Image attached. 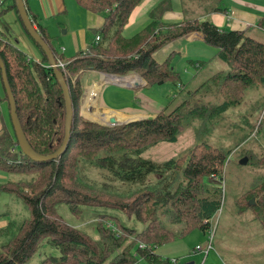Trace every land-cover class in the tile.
<instances>
[{"label":"trees","instance_id":"trees-1","mask_svg":"<svg viewBox=\"0 0 264 264\" xmlns=\"http://www.w3.org/2000/svg\"><path fill=\"white\" fill-rule=\"evenodd\" d=\"M76 1L89 11H105L106 22L96 34L101 36L100 41H94L72 58L56 50L47 26L32 16L41 38L48 43L56 59L66 60L67 72L63 74L72 98V127L66 149L60 156L45 161H35L25 155L15 136L7 128L1 131L0 168L20 177L4 183L0 191L20 200L27 215L12 218L0 228V264H29L45 242L60 254L46 256L41 264H139L140 260L148 264H171L172 258H164L158 253V247L197 227L205 233L216 228L214 221L222 209L224 193L222 188L209 186L206 178H222L225 165L239 144L225 149L223 142L215 141L211 133L219 122L217 117H223L238 105L243 92L257 84L264 87V41L255 35L256 31L264 32V16L251 28L225 29L205 17L210 12L224 10V0H183L184 20L167 22L163 15L173 5L163 0L151 11L150 24L127 37L124 30L129 17L143 0ZM14 7L17 9L16 0ZM193 32L203 33L207 44L219 48L217 57L226 67L191 91L183 87L178 71L172 67L173 53L168 57L159 54L174 40ZM44 54L48 61L46 52ZM0 55L27 140L39 154L57 152L65 141L67 110L54 68L33 62L1 29ZM93 71L115 77L135 74L152 86L170 83L174 99L157 115L124 125L110 127L85 120L80 107L85 82L91 83ZM4 99L9 100L7 93L5 97L0 96V102ZM260 108L256 107L246 119ZM194 120L200 123L194 131L197 144L191 149L185 166L181 157L162 163L143 157L152 146L179 141L183 130ZM247 122L252 128V121ZM13 149L15 152L11 151ZM254 165L256 172L264 170V153L257 157ZM31 174L34 175L27 180L26 176ZM151 176L159 178L151 182ZM248 178H251L250 183L238 192L233 215H246L249 217L246 221L251 222L253 218L259 222L261 234L249 233H252L251 241L258 235V243L256 247L248 246L252 247L251 253L243 255H256L262 260L264 173ZM91 190L127 198L134 197L139 190L142 194L130 204L110 200L100 203L84 195ZM62 206H67L74 217L82 215L84 224L97 221L92 225L99 238L86 226H71L61 215ZM120 212L129 216L124 219ZM159 212L166 214L167 221L159 218ZM227 217L221 219L219 231L228 237L235 235V224L225 221ZM225 241L222 234L217 245ZM256 248L262 252H257ZM220 250L226 264H241L234 261L237 251L233 248L226 246ZM226 254L230 256L226 258Z\"/></svg>","mask_w":264,"mask_h":264},{"label":"rangeland","instance_id":"rangeland-1","mask_svg":"<svg viewBox=\"0 0 264 264\" xmlns=\"http://www.w3.org/2000/svg\"><path fill=\"white\" fill-rule=\"evenodd\" d=\"M170 1L171 5H173L172 11H170V16H174L172 19L173 21H183L178 20V13L182 12V0H168ZM240 1V0H239ZM244 1H247L248 5H239L240 10L243 11V13H252L256 15H260L264 11V0H242L243 3H246ZM225 4H228V0H224ZM229 5V4H228ZM233 7V6H232ZM78 8V7H77ZM147 4L144 1L143 4H141L129 17V20L126 24L124 35L129 37L133 36L135 33L139 32L140 30L144 29L145 26L150 24L151 20H149V15L146 13L147 10ZM83 12L85 14V11H82V9H78V11H72L71 13L65 18L67 19V22L70 24V31L68 32V27H66L65 22L63 23H56V26L51 30L50 36L54 39V46L57 51H62L65 47V56L66 58H72V56L78 54L81 52L83 48H75L73 47L76 42H80L81 40V29H88L90 35V40L86 43V46H88L90 43L96 39L95 30L100 29V27H103L105 24V11H100L99 13H94V16L99 24L96 27V29H92L90 27L94 26L93 23L89 20L88 17H83L80 15L79 11ZM87 13V12H86ZM142 15L141 18H139V15ZM88 15V14H86ZM20 18V16H19ZM62 27H60V25ZM248 25V24H247ZM22 28L24 30L25 35L27 36L30 43L26 44L25 50H27L29 57L33 62L39 63L41 65L48 66L49 62L44 59L45 54L42 52L34 38L30 36L28 31L25 29V27L22 24ZM196 37H198V32H193ZM190 33V34H193ZM16 34V33H15ZM14 34V35H15ZM12 36L13 38L15 36ZM189 35V34H188ZM256 37L259 39L264 38V32H255ZM192 37V36H191ZM8 38H11V35H8ZM17 38H14L16 40ZM93 39V41H92ZM22 41V40H21ZM264 41V40H263ZM23 43V42H21ZM84 46V49L86 48ZM29 48V49H28ZM74 49V50H73ZM170 50L167 52H161L160 56H166L168 57L171 53H173V56L170 58V62L172 63V67L175 68L178 71L179 78H181V81L184 83L187 89L193 91L195 87H198L204 81L208 78V76L212 75L213 73L217 72L219 69L225 68L226 65L217 57V53L219 52V48H216L215 46H211L207 44L206 42H196V41H187L184 38L178 39L174 41L173 45L169 48ZM26 52V53H27ZM95 54V52H94ZM157 59L159 60L160 57L157 56ZM59 60V59H57ZM63 63L66 62L64 59H60ZM203 61L206 63L204 68L200 69L198 72L197 65L201 64ZM102 75L100 76V80L98 82L100 86L103 82H109L113 81L112 77L108 73L100 72ZM135 74H131V76L127 77H121L122 79H132L133 77L136 79H139V76ZM119 77V76H118ZM135 79V80H136ZM129 81V80H127ZM142 81V80H141ZM126 82V81H125ZM148 82V81H147ZM129 83V82H128ZM131 83V82H130ZM104 85V91L105 94L111 95L116 92L121 93H128L130 98H124L121 102H126V100H129L131 102L132 100V94L133 90H129L126 86H122V84H114L110 85L108 83H105ZM85 88L86 91L84 93V98L82 100L81 104V115L85 120H91L101 125H106L110 127H114L117 125H124L129 122H132L133 120H139V119H132V120H125V119H116V116L118 114H112L109 111L105 110L104 107L99 104V101L97 100L96 91L94 92V87L91 89V85L89 83L85 82ZM96 88V87H95ZM206 87L202 89L204 91ZM91 91V92H90ZM7 91L5 87V83L3 82V77L1 74V68H0V96L5 97ZM103 93V92H102ZM239 104L233 107L229 112L224 114V116L217 117V120L219 121L214 128L215 130L211 133L213 134L215 141L218 143L223 142V145L225 149L234 148L235 145L239 146L234 149L233 153L229 157V161L227 162V165H225V168L222 173V178L217 179L216 176H209L206 179V182L209 186L215 187V188H222V191L224 193V200L221 206V210L217 217L215 218V224L216 228L214 230V248L210 251V254L205 261V264H223V259L221 255V250L225 249L226 246H230L235 251H237V257H234L235 262H240L241 264L249 263V264H262L263 259L259 256H247L248 253H251L250 249L252 247H256L258 243V235L260 233V224L258 221L251 219V222L246 221V218L249 219L248 216H241L239 214H235L236 207H235V200L236 197L239 195V191L244 187L246 183H250L251 178H248L249 175H253L256 173H264V170H259V172L255 171L256 165L254 163L257 161V157L260 156V154L264 153V87H262L260 84H257L252 87L251 90H247V92H243ZM149 98L151 102H153L151 99H156L162 108L167 106L172 99H174V92H172V85L170 83L160 84V85H153L150 90L145 91L143 96H146ZM145 98V101H148V98ZM211 100H213V96H210ZM209 98V96L206 97V99ZM142 99V97H140ZM137 100V104H138ZM179 101V100H178ZM177 101V102H178ZM219 101H222V98H219ZM263 105V106H262ZM121 106V105H120ZM261 106V108L254 113V115L248 117L249 121H252L253 124H251L252 128L248 125V120L246 119V116H248L251 112H254L256 107ZM115 116V119L120 123H112L111 119ZM125 118V117H124ZM120 120V121H119ZM115 121V120H114ZM255 125L257 127L255 128ZM6 126L11 132H14V126H12V120H11V111H10V103L8 99H4L0 102V131L2 130V127ZM197 126H200L199 121L194 120L192 122V125L187 126L183 130V132L180 135L179 141L176 143H169V142H161L158 145L152 146L147 149L143 157L146 159H152L156 162L162 163V161L169 160L171 158H184V161L182 162V165L188 160V155L191 154V149L197 144V136H195L194 131H196ZM254 126V127H253ZM255 128V129H254ZM254 129V130H253ZM253 130V131H252ZM12 152H15V150H11ZM254 154V156H252ZM250 155V156H249ZM247 157L248 164L243 165L240 163L241 159ZM258 170V169H257ZM98 171V170H96ZM92 175V172H85ZM94 173H96L94 171ZM98 174V172L96 173ZM95 174V175H96ZM34 174L26 176L27 180H30ZM20 176L15 173L9 172L5 169L0 168V186H2L4 183H6L9 180H17ZM159 176H151L150 180L157 181ZM161 180V179H160ZM122 187L119 186V189ZM153 189V188H151ZM141 190L138 191L134 195V197H123V196H116L111 193L105 192V193H95L94 191H90V194H84L88 197H93L97 201L105 202V201H112L124 204H130L133 202L140 194ZM128 193V191H126ZM100 202V203H101ZM26 207L20 202V200H14L12 196L7 193L6 191H0V228L4 227L8 224V222L14 218V219H20L25 217L27 215ZM61 215L67 220V222L71 226L75 227H84L90 232H92V235L95 236V238H99V234L97 231H94L93 223H97L95 220H91L90 222H82V215H79V218L74 217L72 212H70V209L67 206H62ZM120 214L123 216L124 219L128 217L129 215L125 212H120ZM227 217V222H231L232 224H235V227L233 229L235 235L226 236L225 233H222L219 231L220 223L221 221ZM132 218V217H131ZM134 218V217H133ZM159 218L163 219L167 217L166 214H161L159 212ZM222 219V220H221ZM131 220V219H130ZM137 221L134 219L132 220V223L135 224ZM246 222H249L248 224ZM83 223V224H82ZM146 224V223H145ZM147 225V224H146ZM215 227V226H214ZM213 227V229H214ZM254 232L255 237H253L251 241V234L250 232ZM222 234L225 235L226 241L222 243V245L218 246L217 242L219 239L222 238ZM212 235V228L208 230V232H204L200 228H195L193 231L189 232L188 234L184 236H179L178 239L174 240L173 242H169L164 244L163 246L158 247V253H160L164 258L170 257V258H176L178 259L181 264H201L203 259L205 258V253L200 252L197 253L194 251V249L197 246H201L203 248H206L208 246L210 236ZM261 240V239H260ZM251 241V243H250ZM262 243V241H261ZM260 244V243H259ZM264 245V244H263ZM252 246V247H248ZM257 252H262L264 254V249L261 248V250H258L256 248ZM247 254L243 255V253ZM203 253V254H201ZM60 252L53 247L52 245L45 242L43 246L37 251L34 259L29 264H41V261L48 255H54L58 256ZM221 256V257H220ZM230 256L226 254V258ZM264 257V255H263ZM224 258V257H223ZM237 258V259H236ZM231 261V259H229ZM232 263V262H231ZM139 264H148L145 260H140Z\"/></svg>","mask_w":264,"mask_h":264},{"label":"crops","instance_id":"crops-1","mask_svg":"<svg viewBox=\"0 0 264 264\" xmlns=\"http://www.w3.org/2000/svg\"><path fill=\"white\" fill-rule=\"evenodd\" d=\"M24 1H25L26 8L29 9V13H30L31 18L33 15H35L38 23H41V24L47 26L48 32H51V30L56 26V23H63V22H65L66 27H68V32H69L71 27H70V24L67 22V19L65 18V16L69 15L71 13V10L72 11H74V10L78 11V9H82V11L86 10L87 13L85 12V14H83V12H81V10L79 11V13L84 18L88 17L89 20L93 23L94 26L90 27L91 30L96 29V27L99 24V22L96 19H94L95 18V16H94L95 12L89 11L87 8L80 6L76 0H24ZM144 1L146 2L147 9H148V10L145 9V11L146 10L148 11L146 13V15L148 14L149 20H151V18H150L151 11L158 5L159 2H161L163 0H143V2ZM143 2L141 4H143ZM244 2H246V3H243L242 0H240V1L239 0H228L229 5L225 4L223 2V4H224L223 7L225 8L224 10H219L216 12H210L207 15H205V17H207V19H210L212 22H214L219 27L225 28V29H231V28L232 29H246L250 26L252 27L253 25H256L260 21V19L263 18L264 11L260 15H256V14H252V13H248V14L243 13V11L240 10L239 5L250 4L247 1H244ZM14 3H15V0H7L6 1L5 7H4V9L6 11L0 15V29L3 32L4 31L7 32L8 35L10 34L11 38H13L12 36L16 33L14 35L15 36L14 38H17V39L14 40V38H13L12 40H14L17 43V45L21 48V50L24 53H26L27 52V50H25V49H27L26 44L30 43V41L28 40L27 36L24 33V30L22 28V24H23L22 19H21V17L19 18V16H20L19 10L14 7ZM182 4H183V0H182ZM182 8H183V5H182ZM170 11H172V9L165 12L163 15L164 20H166L167 22H172V19L174 17V16L173 17L170 16ZM97 13H99V12H97ZM86 14H88V15H86ZM141 16L142 15L140 14L139 18H141ZM175 17H178V20H182V18L184 19L183 9H182V12L178 13V16H175ZM173 22H180V21H173ZM59 25H60V27H62L61 24H59ZM23 26L25 27L24 24H23ZM35 26L38 28L36 23H35ZM99 30L100 29H98V28H97V30H95V35L98 33ZM80 32H81L80 33L81 34V40H80V42H76L75 44H73L74 45L73 47L83 48L82 50H86V48H88L91 44H93V42L96 39H94V41L92 39L93 42L90 43L88 46H86V43L90 40V38H89L90 33H89L87 28L85 30L81 29ZM199 34H201V35H198V37H196V35H195L192 37L185 36L183 38L187 41L189 40V41H196L199 43H202V42L205 43L204 34L203 33H199ZM179 39H181V38H179ZM263 40H264V38H263ZM174 41H176V40H174ZM174 41H173V43H174ZM21 42H23V43H21ZM53 42H54V39H53ZM173 43L169 44L163 52H167L168 50H170L169 48L173 45ZM84 46H86L85 49H84ZM65 49L66 48L64 47L62 51H58V52H60L61 54H63L65 56V52H64ZM26 54L29 56L28 52ZM203 62H207V61H203ZM205 64L206 63L197 65L198 72L202 68L205 69L204 68ZM101 75L102 74L100 72L93 71V73L91 75L92 78H90V80H92L90 83V85L92 87L91 89H93V87H94L93 90H94V92L96 91L95 93L97 95V100L98 101L100 100L99 104H101V106L104 107L105 110L109 111L112 114H115L118 112L116 119H120V120H122V119H125V120L144 119V118L149 117V116L157 115L161 111V109H163L156 99H151L153 101V102H151L149 100V98L147 97V95L143 96L145 91L150 90L152 87V85H150L146 79H142L141 77H139L142 80L141 81L139 79H136V77L135 78L133 77L129 81H126L123 83L117 82V81L116 82L115 81H109V82H103L100 86H97V85H99L98 82L101 81L100 80ZM88 76L90 77V73ZM105 83H108L110 85L122 84V86L124 85L127 88H129V90L132 89L133 90V94H132L133 97H132L131 102H129V100H126V102H121L124 98H128V97L130 98L128 93L116 92V93L111 94V95L105 94V91H104V88L106 86V85H104ZM172 92H173V90H172ZM140 97H142V99H140ZM146 97L148 98V101H145ZM137 100H140V101H138V104H137ZM112 118H115V116H113ZM4 128H7V127L6 126L2 127V130ZM1 131H0V134H1ZM11 134L14 135V132H11ZM197 253H200V252L198 251ZM201 254H203V253H201ZM209 254H208V256H209ZM208 256H207V258H208ZM207 258L206 259L204 258L201 264H205V261L207 260ZM222 262H223V264H226L224 259ZM191 264H194V263H191Z\"/></svg>","mask_w":264,"mask_h":264},{"label":"water","instance_id":"water-1","mask_svg":"<svg viewBox=\"0 0 264 264\" xmlns=\"http://www.w3.org/2000/svg\"><path fill=\"white\" fill-rule=\"evenodd\" d=\"M16 5L17 9L19 10L20 17L22 19L23 24L25 25L26 30L30 34L32 38L36 41V43L46 52L48 56V62H49V67L54 68V72L56 74V78L58 81H60L62 88H63V94L65 95V103H66V110H67V117H66V134H65V141L63 145L60 147V149L52 154H39L37 153L34 148L31 146L29 143V140H27L26 134L24 132L23 126L21 125L19 116H18V111H16V99L13 96V92L10 86V82H8L7 78V70L5 68L4 61L0 55V68H2V77H3V82L5 83L6 91H7V96L9 97V103H10V111H11V120H12V126H14V131H15V138L18 140V144L21 147L22 152L32 158L35 161H45L48 159H53L58 156L66 149L69 141H70V133H71V127H72V116H73V108H72V98L69 92V85L68 82L65 80L63 71L56 66L57 64V59L55 57L54 52L50 49L48 43L41 38L38 28L35 26V23H33V20L30 16L29 9L26 8L25 1L24 0H16ZM193 34H189L188 37L193 36ZM114 79L113 81L117 82H125V79H122L121 77H112ZM127 80V79H126ZM112 123H117L114 118L111 119ZM115 120V121H114ZM120 123V122H118ZM248 159L247 157H244L241 159L240 163L243 165L248 164ZM252 203L255 202V200L251 201Z\"/></svg>","mask_w":264,"mask_h":264},{"label":"built area","instance_id":"built-area-1","mask_svg":"<svg viewBox=\"0 0 264 264\" xmlns=\"http://www.w3.org/2000/svg\"><path fill=\"white\" fill-rule=\"evenodd\" d=\"M6 1L7 0H0V15L5 11L4 7H5ZM96 36L97 37H96L95 41H100L101 36H98V35H96ZM56 66H58L63 72H67V67L65 66V63H63L60 59L57 60ZM214 230H215V228L212 229V235L210 236L211 238L209 239L208 246L206 248H203L201 246H197L194 249V251H196V252H198V251L199 252H204L205 253V259L207 258L208 254L210 253L209 251L213 250V248H214V244H213V241H214V237H213ZM171 264H181V262L178 259H176V258H172Z\"/></svg>","mask_w":264,"mask_h":264},{"label":"bare ground","instance_id":"bare-ground-1","mask_svg":"<svg viewBox=\"0 0 264 264\" xmlns=\"http://www.w3.org/2000/svg\"><path fill=\"white\" fill-rule=\"evenodd\" d=\"M127 80H130V79H127ZM127 80H125V81H127ZM115 119V118H114ZM116 120V119H115ZM117 121V120H116Z\"/></svg>","mask_w":264,"mask_h":264}]
</instances>
